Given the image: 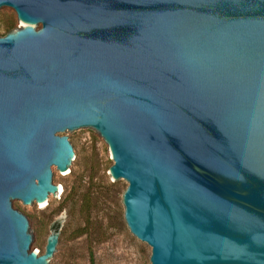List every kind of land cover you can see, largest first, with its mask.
Wrapping results in <instances>:
<instances>
[{"label": "water", "instance_id": "1", "mask_svg": "<svg viewBox=\"0 0 264 264\" xmlns=\"http://www.w3.org/2000/svg\"><path fill=\"white\" fill-rule=\"evenodd\" d=\"M0 264L77 172L64 135L97 133L150 264H264V0H0Z\"/></svg>", "mask_w": 264, "mask_h": 264}, {"label": "rangeland", "instance_id": "2", "mask_svg": "<svg viewBox=\"0 0 264 264\" xmlns=\"http://www.w3.org/2000/svg\"><path fill=\"white\" fill-rule=\"evenodd\" d=\"M9 21L14 23L12 31L23 26L15 13L0 15V37L7 34ZM64 136L80 154L77 172L68 179L55 171L63 194L53 198L48 209L21 204L17 209L34 220V251L43 254L48 237L56 232L65 245L56 264H150L151 248L139 242L124 221L127 186H118L109 175L113 162L107 145L97 133Z\"/></svg>", "mask_w": 264, "mask_h": 264}, {"label": "trees", "instance_id": "3", "mask_svg": "<svg viewBox=\"0 0 264 264\" xmlns=\"http://www.w3.org/2000/svg\"><path fill=\"white\" fill-rule=\"evenodd\" d=\"M13 28H14V23L12 21L7 22V24H6V32L7 33L11 32ZM80 234H82V233H78V235H80Z\"/></svg>", "mask_w": 264, "mask_h": 264}, {"label": "bare ground", "instance_id": "4", "mask_svg": "<svg viewBox=\"0 0 264 264\" xmlns=\"http://www.w3.org/2000/svg\"><path fill=\"white\" fill-rule=\"evenodd\" d=\"M61 187V186H60ZM61 190H62V187H61ZM40 205V204H39ZM41 206V205H40ZM41 207H43V206H41ZM35 253H37V252H35Z\"/></svg>", "mask_w": 264, "mask_h": 264}]
</instances>
